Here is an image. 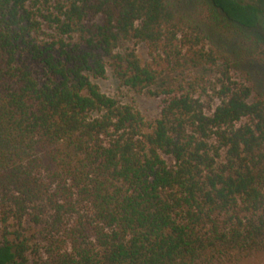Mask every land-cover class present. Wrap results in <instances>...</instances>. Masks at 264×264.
<instances>
[{
    "label": "trees",
    "instance_id": "trees-1",
    "mask_svg": "<svg viewBox=\"0 0 264 264\" xmlns=\"http://www.w3.org/2000/svg\"><path fill=\"white\" fill-rule=\"evenodd\" d=\"M53 1L45 13L35 0H0V264H230L264 253V97L206 48L211 27L264 67V0ZM207 67L219 83L165 89L152 131L92 79L109 68L143 92ZM212 92L214 109L203 100Z\"/></svg>",
    "mask_w": 264,
    "mask_h": 264
},
{
    "label": "rangeland",
    "instance_id": "rangeland-1",
    "mask_svg": "<svg viewBox=\"0 0 264 264\" xmlns=\"http://www.w3.org/2000/svg\"><path fill=\"white\" fill-rule=\"evenodd\" d=\"M37 5L41 6L43 12L48 13V9L53 6V0H35ZM231 29V28H230ZM230 34L221 36L211 30V27H207V40L206 48L214 51H222L230 57L231 62L236 67L231 72V78L233 82L237 84H244L247 86L255 87V91L260 93L264 97V67L258 62L252 59H247L241 55V47L239 42L240 38L232 39ZM73 43V42H72ZM130 48L135 51L140 60L146 64L151 61L150 50L145 43H130ZM38 75L41 76V67L37 69ZM41 73V74H40ZM205 77L208 82L212 84H218L221 75L215 73L213 70L207 67L206 70L192 71L191 73L180 75L177 73H168L163 75L156 85L143 90V92H136L128 87L122 85V83L113 75L111 69L107 68V74L105 78H92L100 90L120 101L131 105L137 112H139L143 118L146 131H152L156 121L161 116V111L164 106L163 91L171 86L182 83L184 80H191L193 78ZM217 86V91L219 89ZM199 92L201 90L199 89ZM211 97L203 99L207 105H210L213 109L220 105L221 99L217 93H210ZM167 163L173 165L174 162L170 156H165ZM230 264H264V253H255L250 261L234 262Z\"/></svg>",
    "mask_w": 264,
    "mask_h": 264
}]
</instances>
